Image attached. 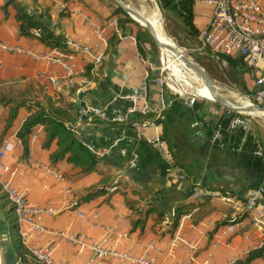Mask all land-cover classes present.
<instances>
[{
	"label": "crops",
	"instance_id": "crops-1",
	"mask_svg": "<svg viewBox=\"0 0 264 264\" xmlns=\"http://www.w3.org/2000/svg\"><path fill=\"white\" fill-rule=\"evenodd\" d=\"M22 1L31 12L73 42L96 46L99 52L105 53L107 46L93 31V21H100L108 37L119 28L113 23L117 18L106 0ZM5 2L0 0V39L20 44L30 53L12 54L0 49V86L24 87L30 82L48 84L46 75L53 73L62 80L58 88L51 90L61 91L75 105L77 114L83 105L117 108L126 113L130 103L125 99H116L115 95L126 94L141 85L148 72L150 102L159 109V88L154 69L141 59L142 51L134 32L119 33L120 41L104 57L105 71L101 79L84 84L85 58L89 57L77 54L73 61L75 74L65 78V71L59 64L39 58L60 51L47 47L38 38L21 36L15 10L12 6L5 10ZM160 3L165 10L180 15H187L192 10L194 23L200 30L213 13L210 4L198 0H160ZM63 5L65 7L62 9ZM71 90H74L72 95ZM166 97L169 103L164 110L166 134L163 125L154 122L147 125L145 131L149 136L158 131L164 137L166 135L171 158L186 174L185 179H180L178 170L170 168L154 146L145 140L134 139L133 143L125 139L117 141L125 125L109 123L93 115L78 126L82 138L95 143L101 153L98 155L102 167L112 170L130 186L147 192L169 211L168 219L162 224L155 225L154 218H150L143 230L132 229L130 209L122 193L114 194L111 199L101 196L78 203V195L98 183L101 175L93 172L79 177L78 169L67 161L52 165L49 162V150L43 147L42 127H38L31 137L28 159H23L22 143L5 156L4 161L11 167L8 178L31 202L56 210L55 215L47 214L44 218L43 223L49 230L83 233L90 243L103 242L108 236L105 243L108 247L129 251L134 255L146 253L155 259L156 264H229L232 259L237 260L236 264H264V257L246 262L248 254L264 241V227L258 228L248 214L237 222L234 232H227L228 223L223 222L240 212H234L219 199H212L214 208L198 222L196 217L201 214V210L195 208L188 212L191 216L182 223L180 217L173 232L166 231L171 226L175 205L184 199H196L192 197L195 190L227 189L244 194L252 188L264 187V145L252 127L248 131H227L226 147L219 148L211 142L212 131L220 123L227 128L230 121L228 111L214 108L210 103L192 109L183 98L172 92ZM26 115V109H21L13 126L4 133L7 110L0 105V144L8 135L18 132ZM196 120H206L208 123L204 128L194 127ZM131 133V129L126 132L128 137ZM133 151L140 155L138 170L129 167ZM48 166L63 173L66 180H59L46 172ZM111 229L116 230L115 235H109ZM180 236L195 243L196 251L187 250L178 240ZM30 242L35 247L48 249L55 264H119L114 258L99 259L90 248H80L50 232L33 235ZM8 255V228L0 211V264H5V256Z\"/></svg>",
	"mask_w": 264,
	"mask_h": 264
},
{
	"label": "built area",
	"instance_id": "built-area-1",
	"mask_svg": "<svg viewBox=\"0 0 264 264\" xmlns=\"http://www.w3.org/2000/svg\"><path fill=\"white\" fill-rule=\"evenodd\" d=\"M198 2H205L212 6L213 13L208 23L201 29L200 39L202 48H209L217 53H225L232 55H241L245 58L248 64L255 71V79L253 82L254 88L247 96V102L258 103L264 105V4L263 0H198ZM65 5L62 6V9ZM113 23L117 26L118 20L115 19ZM93 31L100 36L103 43L108 46L109 37L106 35L104 27L100 24L98 19L92 23ZM133 37V36H131ZM71 45L79 50V53L88 56L98 66L102 60L104 52H99L96 46L81 44L70 40ZM0 49L12 54L30 53L25 51L20 44H12L7 40L0 39ZM58 50V49H57ZM60 51V50H59ZM73 52H59L57 54L41 55L43 58L51 63L59 64L65 71V78L72 77L75 74L74 59L77 54ZM141 59L150 65V68L155 69L150 64V58L141 53ZM62 78L53 73L46 75V81L51 88H58L61 85ZM156 84L159 88V109L154 108L150 102V74L147 72L144 79L138 87L132 88L126 94H117L115 98L128 100L130 103L129 109L126 113L120 112L117 108L100 107L95 105H83L78 110V119L76 126H78L90 116H98L109 123L118 125H125L120 137L117 141L125 139L133 143L134 139L145 140L148 144L154 146L162 158L167 161L170 168H176L179 172L178 177L185 179L186 174L180 167H177L172 158L171 153L162 132L158 131L155 135H146L147 125L150 123H143L135 120L129 123L130 119L135 115L150 116L152 113L164 118V110L168 107V101L165 94L166 80L160 76L156 79ZM230 116L229 124L224 127L223 124L214 126L211 136V142L219 148H225V135L227 131H236L242 129L248 131L251 127L249 117L244 115L234 114L228 111ZM206 120H196L193 123L194 127H206ZM132 130V135L127 136L126 132ZM18 132H14L3 139L0 144V185L3 191L7 194L15 208L17 215L20 233L23 243L35 255V257L45 264H55L53 257L48 249L44 247H35L31 244L30 238L33 235H40L44 232H50L54 235L61 236L68 240L73 245L80 248H90L95 257L99 259L114 258L119 264H156L155 259L144 253L142 255H134L129 251H121L115 247H108L105 243L108 241V236L103 239V242H88V238L83 233H74L63 230H49L44 225V218L48 215H55L57 212L54 208L49 206H41L31 202L27 196L19 190L13 182L8 178V173L11 170L10 165L4 161V158L9 153H12L21 140L17 136ZM91 150L98 152L95 143L87 142ZM140 155L139 152L133 151L129 159V167L133 170H138ZM46 172L53 175L59 180H66V176L48 166ZM68 192L71 190L68 188ZM210 195L213 199H219L223 203L228 204L234 212L247 211L253 222L258 228L264 227V187L258 186L250 189L243 194L242 197L231 193H225L221 190L215 189H198L192 193V197L200 198L204 195ZM131 213V210H130ZM190 213H185L181 216V223L186 218L190 217ZM95 217H98L96 215ZM98 225V224H97ZM237 223H230L227 226V232H234ZM115 235L116 230H110L109 235ZM187 250L195 252L196 244L178 237ZM264 247V241L257 245V248ZM237 260L232 259L229 264H236ZM185 264H188L185 262Z\"/></svg>",
	"mask_w": 264,
	"mask_h": 264
},
{
	"label": "trees",
	"instance_id": "trees-1",
	"mask_svg": "<svg viewBox=\"0 0 264 264\" xmlns=\"http://www.w3.org/2000/svg\"><path fill=\"white\" fill-rule=\"evenodd\" d=\"M106 2L112 8L113 14L119 16V28L109 37L103 60L98 66H95L90 58H85L84 84L98 82L101 79L105 71L104 57L110 54L112 48L120 41L119 33H127L125 31L126 22H135L130 17L128 19L121 18L120 15L125 14V11L120 5L115 4L113 0H106ZM9 6H12L15 10L21 36L38 38L47 47L58 49L61 52L79 53V50L71 45L69 38L65 34L58 32L55 27L39 18L36 13L31 12L22 0H6L3 8L6 10ZM182 17L187 25V30L193 36L198 37L200 45H202L200 39L201 30L194 23L192 10L189 14ZM138 27L141 28L139 24ZM136 37L139 49L142 51L139 34ZM201 50L226 62L228 65L226 72L231 82L240 84L249 92L246 75L249 72L253 73L254 76L256 74L243 56L217 53L209 48H202V46ZM73 93L74 90H71L70 94L72 95ZM0 105L7 110L4 133L13 126L21 109H26L27 111V115L17 133L23 146V159L26 160L30 156V144L33 133L38 127H42L44 133L43 147L49 150V162L52 165L67 161L75 169H78L77 175L79 177L87 176L93 172H98L101 175L98 183L89 186L84 193L78 195V203L89 202L101 196L111 199L114 194L122 193L131 210L130 222L132 229L143 230L150 218H154L155 225L162 224L168 219L169 211L159 201L151 197L147 192L135 186H130L126 180L118 178L112 170L102 167L100 156L89 148L88 143L78 133L76 126L78 114L75 105L69 102L61 91L51 90L49 84L41 82H30L24 87L0 86ZM232 112L237 115H244L233 110ZM245 115L247 117L250 116V114ZM135 120L143 123L154 122L162 124L166 134L165 119L161 116L135 115L130 119L129 123ZM165 139H167L166 135ZM221 191L237 195L238 197L243 196V194H236L227 189H221ZM212 199L210 195L206 194L200 198L184 199L177 203L174 208L171 226L166 231L173 232L179 224L180 217L195 208L201 210V214L196 217V222H198L205 213L214 208ZM0 211L8 228L9 238V255L5 256V264H45L39 261L23 243L14 205L3 191L1 185ZM247 215L248 212L245 210L235 216H230L223 223H237ZM217 225H220V223ZM259 257H264V247L252 250L246 257V262Z\"/></svg>",
	"mask_w": 264,
	"mask_h": 264
},
{
	"label": "rangeland",
	"instance_id": "rangeland-1",
	"mask_svg": "<svg viewBox=\"0 0 264 264\" xmlns=\"http://www.w3.org/2000/svg\"><path fill=\"white\" fill-rule=\"evenodd\" d=\"M122 1L125 3L126 6L131 7L132 9L138 10L140 12L150 13L154 9H156L160 16V22L161 24H163L162 27L164 29V32H167L166 35L168 34L167 36H169L167 38L172 41L173 44L177 46L186 57L192 59L193 61L201 65L203 68H205V70L211 76L222 95L227 100L234 103H243L247 101V96L251 94L254 88L253 82L255 76L253 75V73L249 72L246 75L247 88L249 92L246 91L240 84L232 83L230 78L227 76V63L201 50L199 38L193 36V34L187 30V25L182 17L184 15L165 10L161 5L160 0ZM114 3L117 4L116 2ZM120 16L121 18L125 19H128L129 17L132 18L126 12L125 14H122ZM118 17L119 16L117 15V20ZM134 21L135 22H126L127 24L125 25V31L134 32L136 35L139 34L142 52L150 58V64L155 67V69L153 70L154 77L157 79L162 76L166 80V95L170 92L178 95L179 97L183 98L192 109L198 108L199 105L201 107V104L203 103H210L213 105L214 108H218L222 111H232L231 109L215 102L214 100L198 95L194 90H191V88H189L185 82L179 80L173 74V70L164 64L162 58L163 52L161 50V47L157 44L149 28L147 26L141 25L136 20ZM138 24L141 26V28L138 27ZM189 69L192 68L189 67ZM185 70L188 71L187 69ZM189 73L187 72L189 77H194L193 79H195L193 83L194 86L196 85L195 87H201L203 84H205V81L201 76L198 75V79L194 74H192L191 71ZM248 117L250 119L252 129L259 136L261 142H263L264 145V113H254L250 114V116Z\"/></svg>",
	"mask_w": 264,
	"mask_h": 264
},
{
	"label": "bare ground",
	"instance_id": "bare-ground-1",
	"mask_svg": "<svg viewBox=\"0 0 264 264\" xmlns=\"http://www.w3.org/2000/svg\"><path fill=\"white\" fill-rule=\"evenodd\" d=\"M141 13L147 18V21L140 18V17H136V16H134V18L136 20H138L140 22V24H142L143 26H150L153 28V30L155 32L156 39L162 44L161 50L163 52L162 58H163L164 64L167 67H170L173 70V74L179 80L185 82L187 84V86L189 88H191V90H194L200 96L207 97L208 99L213 100L212 93H211L207 83L205 82V84H203L201 87H195L196 85L195 86L193 85V83L195 81V79H193L194 77L190 78L189 75L187 74V72L189 73L191 71L192 74H194L197 78H198L199 74H197L193 69H189V67L186 65V62L183 59V57L178 56L174 52V50H172V48L169 47V46H175V45L173 44L172 41H170L167 38V37H169V36H167L168 34L166 35L167 32L166 33L164 32V29L162 27L163 24H161V22H160V16H159L158 11L156 9H154L150 13H145V12H141ZM161 21H162V19H161ZM185 69H187L188 71H186ZM248 103L249 102H247V101L243 102V104H248Z\"/></svg>",
	"mask_w": 264,
	"mask_h": 264
},
{
	"label": "water",
	"instance_id": "water-1",
	"mask_svg": "<svg viewBox=\"0 0 264 264\" xmlns=\"http://www.w3.org/2000/svg\"><path fill=\"white\" fill-rule=\"evenodd\" d=\"M116 2L118 5L122 7V9L129 14L134 20V16L140 17L144 20L147 21V18L138 10L132 9L131 7H128L125 5V3L122 0H113ZM139 22L138 20H136ZM140 23V22H139ZM142 25V24H141ZM156 40L157 44L162 47V44L156 39L155 32L152 27L147 26ZM174 50V52L180 56L183 57L187 65L192 68L197 74H199L204 81L207 83L209 86V89L212 93L213 100L237 113H243V114H254V113H264V105L263 104H258V103H248V104H243V103H234L229 100H227L222 93L218 90L216 84L214 83L213 79L211 76L208 74V72L203 68L201 65H199L197 62L193 61L192 59L186 57L184 53L177 47V46H169Z\"/></svg>",
	"mask_w": 264,
	"mask_h": 264
}]
</instances>
